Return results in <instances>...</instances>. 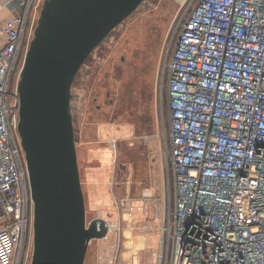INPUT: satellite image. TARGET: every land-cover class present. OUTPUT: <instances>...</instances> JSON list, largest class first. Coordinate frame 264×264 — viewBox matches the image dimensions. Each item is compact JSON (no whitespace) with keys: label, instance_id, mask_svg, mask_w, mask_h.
I'll use <instances>...</instances> for the list:
<instances>
[{"label":"built area","instance_id":"2783aa9c","mask_svg":"<svg viewBox=\"0 0 264 264\" xmlns=\"http://www.w3.org/2000/svg\"><path fill=\"white\" fill-rule=\"evenodd\" d=\"M14 1L0 0V264H31L33 200L17 86L44 0ZM166 71L174 192L163 206L145 190L141 225L132 199L120 200L123 219H105L104 238L115 232L109 264L126 247L124 223L146 241L157 229L154 264H264V0H198Z\"/></svg>","mask_w":264,"mask_h":264},{"label":"rangeland","instance_id":"374dc122","mask_svg":"<svg viewBox=\"0 0 264 264\" xmlns=\"http://www.w3.org/2000/svg\"><path fill=\"white\" fill-rule=\"evenodd\" d=\"M197 2L146 0L93 50L73 81L72 114L87 223L98 217L122 220L118 206L129 197L135 206L134 223L141 225L145 214L139 206L149 207L143 192L153 190L163 206L174 192L163 74L182 23ZM124 224L125 240L145 237L142 230L131 231ZM114 235L91 240L84 264H109ZM146 236L148 241L136 252L123 246L118 264L135 255L141 264H154L157 229Z\"/></svg>","mask_w":264,"mask_h":264},{"label":"water","instance_id":"95a60500","mask_svg":"<svg viewBox=\"0 0 264 264\" xmlns=\"http://www.w3.org/2000/svg\"><path fill=\"white\" fill-rule=\"evenodd\" d=\"M142 4L146 0L43 1L17 86L33 200L31 264H84L91 240L108 233L101 217L87 223L72 84L93 50Z\"/></svg>","mask_w":264,"mask_h":264},{"label":"crops","instance_id":"0c3cea01","mask_svg":"<svg viewBox=\"0 0 264 264\" xmlns=\"http://www.w3.org/2000/svg\"><path fill=\"white\" fill-rule=\"evenodd\" d=\"M3 14L6 15L7 12L4 11ZM125 234H126V233H125ZM137 237H143V236L138 235V236H135L133 239L126 240L127 248L133 247V248H134L133 252H136V249H137V248L134 247V244H133V243L136 241ZM146 238H147V237H146ZM143 239H144V245H145V237H143ZM138 248H141V247H138ZM128 253H130V255H131V252L128 251V252L126 253V257H127V258H129V256H130ZM136 256H137V255H136ZM137 258H138V257H137ZM127 263L134 264L133 257L130 258V259H128L127 261L121 263V264H127Z\"/></svg>","mask_w":264,"mask_h":264},{"label":"bare ground","instance_id":"6f19581e","mask_svg":"<svg viewBox=\"0 0 264 264\" xmlns=\"http://www.w3.org/2000/svg\"><path fill=\"white\" fill-rule=\"evenodd\" d=\"M133 244H134V247L137 248V249H140L138 247L143 248L144 247V239H143V237H137L136 241ZM133 261H134V264H139V259L137 258L136 255H135V257H133ZM127 264H130V263H127Z\"/></svg>","mask_w":264,"mask_h":264},{"label":"trees","instance_id":"16d2710c","mask_svg":"<svg viewBox=\"0 0 264 264\" xmlns=\"http://www.w3.org/2000/svg\"><path fill=\"white\" fill-rule=\"evenodd\" d=\"M176 41H177V39H176ZM174 44H175V43H173V45H172L171 49H173V47H174ZM171 53H172V50H171V52H170V55H171ZM170 55H169V57H170ZM166 79H167V71H166V73L164 74V80H165V84H166ZM164 98H165V102H166V105H167V99H166V87H165V94H164ZM166 108H167V106H166ZM167 109H168V108H167Z\"/></svg>","mask_w":264,"mask_h":264},{"label":"flooded vegetation","instance_id":"af4514ba","mask_svg":"<svg viewBox=\"0 0 264 264\" xmlns=\"http://www.w3.org/2000/svg\"><path fill=\"white\" fill-rule=\"evenodd\" d=\"M87 59H88V58H87ZM87 59H86V60H87ZM122 60H124V57H122ZM85 62H86V61H85ZM85 62L83 63V65L85 64ZM83 65H82V66H83ZM81 68H82V67H81ZM81 68L79 69V71L81 70ZM79 71H78V72H79ZM78 72H77V74H78ZM86 75H87V74H86ZM109 94H110V93L108 92V95H109ZM95 100H96V98H95ZM111 101H113V99H111ZM98 107H100V105H98Z\"/></svg>","mask_w":264,"mask_h":264}]
</instances>
